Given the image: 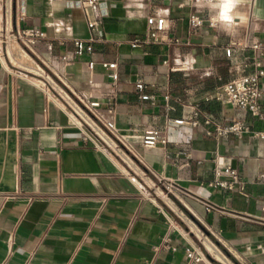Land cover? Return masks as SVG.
Masks as SVG:
<instances>
[{
    "label": "crops",
    "instance_id": "crops-1",
    "mask_svg": "<svg viewBox=\"0 0 264 264\" xmlns=\"http://www.w3.org/2000/svg\"><path fill=\"white\" fill-rule=\"evenodd\" d=\"M80 1L18 0L26 18L16 25L39 28L45 38L33 51L16 40L0 45V264H191L189 248L202 255L200 264H235L225 263L213 243L206 246L191 222L238 264H264L257 249L264 239V141L172 124L189 115L175 101L182 98L217 122L243 119L264 130V121L206 101L255 72L241 67L251 52L228 58L226 48L250 36L264 45V0H99L90 9L94 30ZM195 13L220 24L195 33L189 23ZM151 17L164 18L179 42L133 48ZM77 40L93 53L77 58ZM115 62L117 82L102 67ZM39 68L87 106L99 103L92 110L115 124L157 188L77 126L60 99L47 97ZM139 81L155 102L139 100ZM152 130L167 145L146 148L143 138ZM217 158L239 172L243 193L210 186ZM164 239L171 249L157 250Z\"/></svg>",
    "mask_w": 264,
    "mask_h": 264
},
{
    "label": "built area",
    "instance_id": "built-area-1",
    "mask_svg": "<svg viewBox=\"0 0 264 264\" xmlns=\"http://www.w3.org/2000/svg\"><path fill=\"white\" fill-rule=\"evenodd\" d=\"M99 4V0H83L79 2V6L87 16L88 27L91 30L96 29L98 21L91 18L90 9H93ZM25 18L24 12L18 8V0H0V45H4L7 48L16 40L23 49L33 51L34 47L45 38V33L39 28L25 29L16 25V22L25 20ZM189 23L193 32L196 33L206 23L211 28H217L220 20L217 17H211L205 20L195 13L190 16ZM148 26L149 30L145 36L132 41L131 46L133 48L143 47L145 45H170L179 42L171 38L169 27L164 18L151 17L148 19ZM93 50L92 45L81 40L75 41V56L77 58H81L86 53L91 54ZM239 52H251V54L244 57L241 67L243 70H246L250 66H253L255 72L234 78L220 87L215 94L209 96L206 101H216L221 104L230 105L243 114H250L252 117L264 121V85L262 83L264 79V45L250 36L248 40L244 42H233L226 48L228 58L236 57ZM91 65L94 66V63H91ZM117 66L118 64L116 62L102 64V67L109 72L113 82L118 81ZM37 72V77L43 81L42 88L47 94V97L51 98L56 96L60 99L69 109V116L77 126L82 127L85 125L99 137L103 144L117 155L135 175L139 176L148 188L158 187L151 180L149 173L137 166L132 156L133 152L118 136L115 124L100 117L92 110V108L99 107V103H92L91 107H89L80 97L75 93L72 94L69 92L44 69L39 68ZM145 91L146 84L143 81L137 82L136 94L139 100L155 102L156 97L146 94ZM164 100L167 103L171 102L172 98L170 94H166ZM175 101L189 112L186 119L173 120L172 124L175 126H189L192 128L204 126L207 129V136L210 137L234 136L241 138L246 135H251L264 141V130L256 131L252 129L243 119L231 120L225 123L217 122L211 115L203 111L199 104H187L182 98H176ZM167 143V139L159 130H152L143 138V145L146 148H154L159 144L167 145ZM261 178H264V175ZM210 186L226 191L239 190L241 193L244 192V186L241 182L239 172L227 164L224 158L216 159L214 178ZM207 210H210V207ZM158 249H171L170 240L164 239ZM257 249L264 254V239L257 246ZM187 257L191 261V264H200L203 262L202 255L193 248L187 249Z\"/></svg>",
    "mask_w": 264,
    "mask_h": 264
},
{
    "label": "rangeland",
    "instance_id": "rangeland-1",
    "mask_svg": "<svg viewBox=\"0 0 264 264\" xmlns=\"http://www.w3.org/2000/svg\"><path fill=\"white\" fill-rule=\"evenodd\" d=\"M189 216V215H188ZM190 218V217H189ZM191 219V218H190ZM191 227L194 228V230H196L197 234L200 236V238L202 239L203 242H206V246L207 245H212L215 244V246L219 249V251L223 254V256L225 257V263L229 262L230 258L227 256V254L221 250L217 244L214 242V240H212L205 232L204 230H202L201 228H199L198 226L196 227L195 224L193 222L189 223ZM201 231V232H200ZM199 232V233H198ZM207 240V241H206ZM211 241V242H210ZM213 258H215L213 256ZM229 259V260H228ZM229 264V263H228Z\"/></svg>",
    "mask_w": 264,
    "mask_h": 264
},
{
    "label": "trees",
    "instance_id": "trees-1",
    "mask_svg": "<svg viewBox=\"0 0 264 264\" xmlns=\"http://www.w3.org/2000/svg\"><path fill=\"white\" fill-rule=\"evenodd\" d=\"M223 251H224L227 255H229L230 259H231L235 264H238L237 260H236L233 256H231L230 254H228V252H227L225 249H223Z\"/></svg>",
    "mask_w": 264,
    "mask_h": 264
},
{
    "label": "bare ground",
    "instance_id": "bare-ground-1",
    "mask_svg": "<svg viewBox=\"0 0 264 264\" xmlns=\"http://www.w3.org/2000/svg\"><path fill=\"white\" fill-rule=\"evenodd\" d=\"M201 232V231H200ZM199 233V232H198ZM207 241V240H206ZM211 242V241H210ZM205 245V244H204ZM215 245V244H214ZM210 250L212 251V252H214V250H213V248L212 247H210Z\"/></svg>",
    "mask_w": 264,
    "mask_h": 264
}]
</instances>
